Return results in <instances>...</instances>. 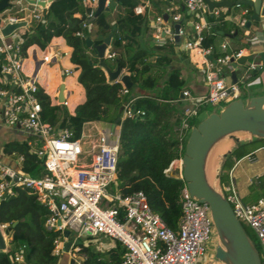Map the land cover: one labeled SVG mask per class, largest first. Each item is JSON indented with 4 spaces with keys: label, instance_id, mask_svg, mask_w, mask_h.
<instances>
[{
    "label": "built area",
    "instance_id": "2783aa9c",
    "mask_svg": "<svg viewBox=\"0 0 264 264\" xmlns=\"http://www.w3.org/2000/svg\"><path fill=\"white\" fill-rule=\"evenodd\" d=\"M46 8L49 0H41ZM89 8H95L97 0H80ZM168 4L161 12L151 14V0H138L133 7L135 14L145 16L151 29L153 46L156 48L168 40L173 42V35L179 39L186 35V28H191L192 36L183 41V48L196 55L194 65L200 69L206 93L193 95L187 89H182L185 104L184 116L197 114V107L210 103L212 105L227 103L237 98L239 86L237 83H226L223 69L231 59L236 60L244 53L242 49L228 50L227 42L219 44V52L214 46H203L204 33L211 29V22L206 19L208 7L205 0H167ZM218 2L221 0H211ZM108 4V1H106ZM240 6V4H234ZM191 18L182 21V9ZM43 9L38 4L26 0H9L7 7L0 11V102L2 104V122L6 126L18 125L34 141H27L30 151L41 160L43 173L32 175L21 169L23 156L15 157L14 166L0 161V200L14 195L16 188H26L35 195L47 214L43 225L57 232L52 239L50 254L56 259L66 252L80 264L83 255L78 253L79 246L75 243L81 234L89 237H106L104 249L118 241L124 251L118 264H195L203 257L207 244L213 237L214 224L209 205L205 201L192 196L182 178L180 158L172 160L166 172L175 161L179 162V172L172 175L183 181L179 191L181 215L178 218L176 230L166 226L157 213L152 211L141 190L122 195L115 187L116 158L118 154L119 125L101 126L95 121H86L80 132L74 136L71 129L54 128L41 118V104L36 92L39 89L35 73H25L23 70L24 55L20 47V28L29 25L33 18H38ZM180 9V10H179ZM246 12L243 9L238 25L246 22ZM213 16L219 15V8L211 10ZM163 14L166 15L164 19ZM24 21L25 25L3 35L1 29L7 24ZM188 22V23H187ZM179 23L177 32L173 25ZM81 26L87 31L88 24ZM76 35L85 38L83 31ZM168 35V37H166ZM54 52L42 51L40 64L53 59ZM114 53L106 48L104 59H109ZM258 66L254 62L247 64L251 71ZM64 74L70 69L64 68ZM118 82L119 79H117ZM121 83V82H120ZM121 93L127 88L121 83ZM184 100V101H182ZM60 104L66 106V99ZM120 119L143 116V109H132V99L122 103ZM186 121L178 128L179 149L182 147L189 129ZM113 187L112 190H110ZM222 196L231 206L234 216L242 224L245 223L253 232L259 245L261 264H264V196L255 202L244 203L236 189L232 175L219 186ZM9 224L0 222V231L6 243L11 240V230L4 233ZM68 229L72 240L67 251L63 246L67 238L63 230ZM80 240V239H79ZM24 245H21L10 257V264L24 262ZM99 249V246H95ZM6 249V248H5ZM78 255V256H77Z\"/></svg>",
    "mask_w": 264,
    "mask_h": 264
},
{
    "label": "trees",
    "instance_id": "16d2710c",
    "mask_svg": "<svg viewBox=\"0 0 264 264\" xmlns=\"http://www.w3.org/2000/svg\"><path fill=\"white\" fill-rule=\"evenodd\" d=\"M113 1L114 7L108 3V9L87 22L86 19L93 15L95 8L83 5L80 0H50L45 11H40L38 18L31 19L20 34L21 53L25 55L31 44L44 48L57 35H61L71 47L70 61L79 68L77 81L84 88V102L76 106L73 114H69L61 104H50L48 95L42 89L36 92L41 104L42 120L56 129L66 127L77 136L86 121L111 124L120 116L118 108L129 99H132L134 108L144 110L143 116L123 118L117 123L119 139L115 187L122 195L141 190L152 211L158 214L167 227L176 230L181 215L179 191L183 181L165 169L172 160L182 156L185 141L180 149L178 146V128L182 121H186L189 126L198 121L195 116L187 118L182 113L185 104L178 99L179 91L184 89L180 70L171 66V55L160 50L163 46L151 50V37L146 38L148 31L150 34L147 19L133 12L138 0ZM151 1L157 13L168 4L167 0ZM240 6L247 10L246 15L252 13L250 5ZM75 13L79 16H75ZM206 19L212 26L204 33L202 45L214 46L218 31L229 32L231 25L225 26L220 15L215 17L207 14ZM83 21L92 24L94 30L83 28ZM112 24H115V28L109 46V51L114 53L111 59L117 58L131 81L125 93H121L120 82L106 81L104 71L96 65L98 59L95 50L85 43L84 38L75 34L83 31L97 44L111 31ZM166 44L167 47H176L168 40ZM240 48L231 49L235 51ZM255 71L252 74H256ZM142 91L144 93H139ZM201 107H197V112ZM261 145H264V139L255 137L237 142L221 160L217 174L219 184L227 182L228 172L235 160ZM2 151L15 157L21 154V169L25 172L32 175L43 173L41 160L30 151L26 141H7L3 143ZM46 214V208L26 188H16L14 195L0 200V222L11 224L17 220L11 229V240L6 249L0 251V264H10L11 255L21 245H24L26 264H54L55 257L50 254V250L57 232L44 227ZM77 245L78 253L83 255L80 264H118L124 251L118 241L104 250L81 242Z\"/></svg>",
    "mask_w": 264,
    "mask_h": 264
},
{
    "label": "crops",
    "instance_id": "0c3cea01",
    "mask_svg": "<svg viewBox=\"0 0 264 264\" xmlns=\"http://www.w3.org/2000/svg\"><path fill=\"white\" fill-rule=\"evenodd\" d=\"M111 2H113L112 6L114 7V1H108V3ZM262 6H264V0H260L256 4V7L253 4H250L252 10L251 14H256L258 19H251L248 26H245V23L243 26H240L237 23L242 17L243 7L236 5L230 7H218L219 15L225 22V26L228 27L231 25V27L229 32L222 33L221 31H218V35L215 36L213 41L214 49L216 52H219V44L226 41L228 50H232L231 48L234 47H241L240 49L243 50V55H250L249 59L245 60L243 63H238L235 68V83L239 86L238 97H241L242 93H244L245 96L264 95V65L262 64V59L264 58V15H260V8ZM150 10L151 14L157 13L153 5ZM41 11H43V9H41ZM182 12V21L191 18L187 11L182 10ZM207 14L209 15V11ZM74 15L77 17L79 16L78 13H75ZM246 16L247 15H245V17ZM27 26L28 24L20 28L19 33L23 32ZM88 29L89 31H93L94 26L88 24ZM191 31V28L188 26V28H186V35L179 39V44L174 43L176 47H167L166 42H163L160 45L163 46V48L160 50L171 55L172 67L179 68L180 77L183 79V88L189 90L193 95H202L206 93L207 88L203 82L200 69H198L192 62V58L196 59L197 56L190 54L182 46L185 37L190 38L192 36ZM149 36L151 37V29L150 34L149 31L146 33L147 39H149ZM150 42L151 50H156L158 47L155 48L153 46L152 38ZM109 46L107 48H109ZM46 50L54 52L53 59L47 63L40 64L42 51ZM70 52L71 47L67 45L65 39L61 35L53 36L44 48H40L36 44H31L27 47L24 55L23 70L25 73L36 74L38 86L48 95L50 104H60L62 99H66L68 104L64 106V108L69 114H73L76 106L84 102L85 91L82 85L77 81L79 68L70 61ZM105 61L111 69L115 68V59L112 60L109 58ZM249 62H254L258 66L253 72L247 70V64ZM64 68L70 69V73L64 74ZM232 69L231 62L223 69L224 80L227 84L231 83L230 72ZM254 71L256 74H252ZM121 73L128 75V72L125 71L124 68H121ZM60 85L63 86L62 99L59 98ZM139 93H144V91ZM95 122L101 126H111V124L103 121ZM0 128V161L14 166L15 156L5 154L2 151L3 143L7 141H26L27 143V141L33 142L34 138L18 125L6 126L3 124L1 102ZM228 149H221L218 147L216 148V153L221 158ZM229 172L232 175L238 194L244 203L255 202L259 197L264 196V145L257 147L253 151L248 152L235 160ZM73 260L74 258H72L70 254L64 252L58 259H56L54 264H69L74 262Z\"/></svg>",
    "mask_w": 264,
    "mask_h": 264
},
{
    "label": "water",
    "instance_id": "95a60500",
    "mask_svg": "<svg viewBox=\"0 0 264 264\" xmlns=\"http://www.w3.org/2000/svg\"><path fill=\"white\" fill-rule=\"evenodd\" d=\"M28 3H35L43 7L45 11L44 2L41 0H26ZM50 1V0H49ZM106 1L110 0H97L95 11L92 16L88 17L87 22H91L93 18L98 15L102 10L108 9ZM209 10V15L212 16L211 10L214 7H230L234 4H256L260 0H221L214 2L211 0H205ZM9 0H0V11L7 7ZM183 10V7H181ZM260 15H264V6L260 8ZM164 19L166 15L163 14ZM251 19H258L256 14H250L246 16L245 26H248ZM24 21L16 23H7L1 32L3 35L9 34L12 30L24 26ZM179 23L173 25L174 32H177ZM115 28V24H112L111 31L104 36L100 43H93L92 39L88 36L84 38L85 43L91 46L97 55V63L105 74L107 82L119 81L128 89L131 86V81L127 74L121 73V67L115 57L116 65L115 68L111 69L105 59L104 52L110 45L112 37V31ZM229 35V34H228ZM168 37V35H166ZM175 44H179V36L173 35ZM250 55H242L236 60L231 59L232 70L230 72L231 82H236L235 68L238 63H243L249 59ZM62 88H59V98L62 99ZM178 98L183 99L181 91L178 93ZM184 101V100H182ZM134 109V106H132ZM122 106L118 108V112H121ZM120 117H116L111 123V126L117 124ZM235 132H245L248 135H252L255 138L264 139V95H252L234 98L228 101L219 111H212L200 119L195 125L190 126L189 134L185 140L183 153L180 157L182 167V178L186 183V186L190 194L201 201L208 203L214 226L227 239L231 251L234 256L233 264H261L259 253L254 246V243L250 240L246 234L242 224L234 216L231 206L228 201L222 196L217 187L216 183L212 184L208 181L204 165L206 157L214 146L222 137L232 135ZM236 139V138H235ZM237 140V139H236ZM250 140V139H248ZM222 155V158L229 152ZM218 180V175H216ZM17 220L9 224L5 229L4 233H8L11 230ZM63 235L67 238L64 242V251L68 250L72 240L70 238V232L68 229L63 230ZM80 240L76 239L75 243H79ZM6 243L0 231V251L5 250ZM221 260V258H218ZM17 264H26L25 262H19Z\"/></svg>",
    "mask_w": 264,
    "mask_h": 264
},
{
    "label": "rangeland",
    "instance_id": "374dc122",
    "mask_svg": "<svg viewBox=\"0 0 264 264\" xmlns=\"http://www.w3.org/2000/svg\"><path fill=\"white\" fill-rule=\"evenodd\" d=\"M111 5H113V2H111ZM242 99L245 98V95L244 93H242ZM226 103H220V104H216V105H212L210 103H206L205 105H201V109L199 110V112H197V114L195 115H190L188 117H192V116H195V120L199 121L200 119H202L205 115H207L208 113L212 112V111H219L221 107H223ZM183 113V112H182ZM184 115V114H183ZM186 117V116H185ZM187 117V118H188ZM1 129V128H0ZM189 130H190V127L188 129V131L186 132V138L189 134ZM234 135V134H233ZM233 135H227V136H224L222 137L219 141H228L231 143L230 147L228 150H231L237 142H241V141H246L248 139H251L253 138L252 135H245V134H241L239 135L240 136V139H235ZM185 138V140H186ZM185 143V142H184ZM227 150V151H228ZM226 151V152H227ZM225 152V153H226ZM216 159L217 160V171H216V175L218 174V169H219V165L221 163V160H222V156L220 158V156L217 155L216 153V150L212 153L211 155V159ZM214 159V160H215ZM179 162L176 161L174 162V164L172 165V168L169 170L170 172H172L171 174H174L175 172H179ZM217 185V187L219 188L220 184L218 182V180L214 181ZM212 182V183H214ZM242 225L243 227L245 228L247 234H248V237L250 238V240L255 244V247H257L256 249H258V252H259V245L257 243V239L255 237V235L253 234L252 230L245 224L242 222ZM79 239H80V242L83 243V244H86V245H89L90 247L94 248L95 246H99V249H103L101 247V245L105 242L108 241V239L106 237H89L87 235H84V234H81L79 236ZM219 244V241L218 239L216 238V231L214 230L213 232V237L212 239L210 240V242L207 244V249H206V252L204 254L203 257H199L197 262L195 264H220L221 262L219 261L218 257L214 254V251H215V247ZM104 250V249H103ZM259 256H260V260H261V255L259 253Z\"/></svg>",
    "mask_w": 264,
    "mask_h": 264
},
{
    "label": "bare ground",
    "instance_id": "6f19581e",
    "mask_svg": "<svg viewBox=\"0 0 264 264\" xmlns=\"http://www.w3.org/2000/svg\"><path fill=\"white\" fill-rule=\"evenodd\" d=\"M233 134L232 135L236 139H240V136L239 135H241V134L248 135L245 132H235ZM230 145H231V143L228 142V141H218V142H216L214 144V146L209 151V153H208V155L206 157V161H205V165H204V171H205L206 177H207V179H208V181L210 183L216 181V171H217V163H218L215 158H214L215 160L213 158L211 159L212 153L218 147L221 148V149H228L230 147ZM212 184H215V182L212 183ZM214 230L216 231V238L219 241V244L215 247L214 254L218 258L219 257L221 258V260H219L221 262L220 264H233L235 262L234 261V256H233V253L231 251V248H230V245H229L227 239L219 231V229L216 226H214Z\"/></svg>",
    "mask_w": 264,
    "mask_h": 264
}]
</instances>
